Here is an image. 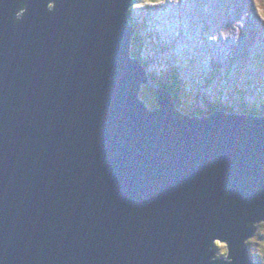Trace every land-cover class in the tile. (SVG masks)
<instances>
[{"label": "water", "instance_id": "obj_1", "mask_svg": "<svg viewBox=\"0 0 264 264\" xmlns=\"http://www.w3.org/2000/svg\"><path fill=\"white\" fill-rule=\"evenodd\" d=\"M132 2L0 0V264H253L264 117L183 115Z\"/></svg>", "mask_w": 264, "mask_h": 264}, {"label": "rangeland", "instance_id": "obj_2", "mask_svg": "<svg viewBox=\"0 0 264 264\" xmlns=\"http://www.w3.org/2000/svg\"><path fill=\"white\" fill-rule=\"evenodd\" d=\"M209 19L213 22L212 30L207 26ZM165 22L170 28L171 23L175 25L178 44H170L169 36L175 37L173 32L160 30L165 29ZM185 22L189 24L186 28H190V33H198L193 44L187 42L190 52L185 42L182 43L185 40L183 34L188 33L183 30ZM129 23L136 35L131 55L145 67L149 82L167 84L171 74L182 70L184 79L176 105L183 115L199 117L197 113L211 108L240 110L239 106L264 114V0L144 3L130 11ZM202 25L205 29L201 28ZM157 28L162 35L155 34ZM221 39H231L232 43H223ZM140 98L148 109L157 107V96L151 86L142 87ZM252 239L247 244L248 250L253 261L259 258L257 263L262 264L264 222L257 237ZM216 245V258L227 257L225 245Z\"/></svg>", "mask_w": 264, "mask_h": 264}, {"label": "trees", "instance_id": "obj_3", "mask_svg": "<svg viewBox=\"0 0 264 264\" xmlns=\"http://www.w3.org/2000/svg\"><path fill=\"white\" fill-rule=\"evenodd\" d=\"M162 0H133L132 2V6L130 7V11L134 8V7H137L141 4H147L146 2H153V3H157V2H160ZM130 11H129V15L130 16ZM136 35L134 36V42L136 41ZM132 58H134V56H132ZM139 60V59H137ZM140 62V60H139ZM141 63V62H140ZM181 74L180 72L177 70L175 71L174 74H171L170 77H169V81H167V84H161V83H158V86L163 88L164 90H166L167 94H169L172 99L174 100L175 104H177L176 101H179V93H180V85H181ZM227 83V81H226ZM242 107V106H241ZM223 108H219V107H216L214 108V110L211 108L209 110H207L206 112H199L196 114V116H199V118L203 117V116H206L208 114L209 115H212L214 112H222V111H226V112H230L232 111V109H226V110H221ZM243 114H248V115H259L258 113L260 111H257V110H247L245 109V107H243L241 110H240ZM262 113V112H260ZM242 116V115H240Z\"/></svg>", "mask_w": 264, "mask_h": 264}, {"label": "bare ground", "instance_id": "obj_4", "mask_svg": "<svg viewBox=\"0 0 264 264\" xmlns=\"http://www.w3.org/2000/svg\"><path fill=\"white\" fill-rule=\"evenodd\" d=\"M177 10V9H176ZM208 10H210V7H208ZM161 25H163V24H161ZM171 25H172V27L170 28V26L168 25V24H166L165 23V26H164V28L165 29H162V28H160V30H163V32H165L166 30H167V32H173L174 33V36L175 37H171V36H169V40H170V44L172 45V44H174V42L176 43V44H178V41H177V38H178V35H177V33H178V31H177V33H176V31H175V29L173 28L174 27V25L171 23ZM129 26L131 27V25L129 24ZM189 26V24L187 23V22H185V26L183 27V30L185 31V32H188L187 33V35H185L184 36V38H185V41L186 42H192V44H193V40H194V37L196 38V37H198V35H196V34H198L197 33V31H193L192 33H190V28H189V30H188V28H186V27H188ZM207 26L209 27H207L209 30H212L213 29V22H212V19H209V20H207ZM201 28L202 29H205L204 28V26L202 25L201 26ZM159 30V28H157V30H156V35L158 34V35H160V33H161V31ZM188 30V31H187ZM195 30H197V29H195ZM210 33V32H209ZM161 35H162V33H161ZM200 35V34H199ZM230 38V37H229ZM222 41H223V43H232V41H231V39H226V40H223V39H221ZM207 41H208V43H207V50L209 51V48H210V41H209V39L207 38ZM167 43V42H166ZM219 50H222V48L220 49L219 48ZM181 51V49H180V47H179V52ZM211 51V50H210ZM218 51V50H217ZM216 53H218V52H216Z\"/></svg>", "mask_w": 264, "mask_h": 264}, {"label": "flooded vegetation", "instance_id": "obj_5", "mask_svg": "<svg viewBox=\"0 0 264 264\" xmlns=\"http://www.w3.org/2000/svg\"><path fill=\"white\" fill-rule=\"evenodd\" d=\"M257 235H258V234H257ZM257 235H256L253 239H255V238L257 237ZM253 239H252V240H253ZM249 241H251V240H249ZM249 241H248V242H249ZM248 242L246 243V246H247ZM225 247H226V246H225ZM226 249H227V248H226ZM247 250H248V247H247ZM248 254H249V257H250L252 263H253V264H258L257 261H258L259 258H257V259L255 260V262H254V261H253V258H252V256H251V254H250V252H249V250H248ZM255 256H256V255H254V258H255ZM225 258H226V257H222V259H225ZM216 259H217V258H216ZM222 259H221V260H222ZM218 260H219V259H218ZM262 264H264V263H262Z\"/></svg>", "mask_w": 264, "mask_h": 264}, {"label": "clouds", "instance_id": "obj_6", "mask_svg": "<svg viewBox=\"0 0 264 264\" xmlns=\"http://www.w3.org/2000/svg\"><path fill=\"white\" fill-rule=\"evenodd\" d=\"M160 2H162V1H160ZM160 2H157V3H153V2H146L147 4H159ZM151 8H152V6H151ZM174 25V24H173ZM175 26V25H174Z\"/></svg>", "mask_w": 264, "mask_h": 264}]
</instances>
